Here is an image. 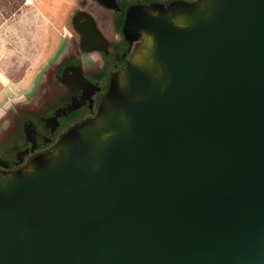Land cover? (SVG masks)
<instances>
[{"label":"water","instance_id":"95a60500","mask_svg":"<svg viewBox=\"0 0 264 264\" xmlns=\"http://www.w3.org/2000/svg\"><path fill=\"white\" fill-rule=\"evenodd\" d=\"M212 7L188 31L127 13L168 85L135 70L144 98L112 93L130 139L94 181L72 142L53 173L0 185V264H264V0Z\"/></svg>","mask_w":264,"mask_h":264},{"label":"rangeland","instance_id":"374dc122","mask_svg":"<svg viewBox=\"0 0 264 264\" xmlns=\"http://www.w3.org/2000/svg\"><path fill=\"white\" fill-rule=\"evenodd\" d=\"M167 2L24 0L16 14L0 20V185L53 173L72 142L84 145L82 172H94V181L107 150L130 139V116L112 101V93L140 102L144 97H135L128 84L135 70L148 75L154 93L168 85L153 36L127 28V13L165 17L188 31L212 21L220 11L213 14L212 5L222 0ZM80 17L88 30L77 28ZM96 54L104 59L100 68L89 59ZM15 125L25 140L12 134ZM37 131L42 141L29 138ZM16 177L21 179L11 182Z\"/></svg>","mask_w":264,"mask_h":264},{"label":"flooded vegetation","instance_id":"af4514ba","mask_svg":"<svg viewBox=\"0 0 264 264\" xmlns=\"http://www.w3.org/2000/svg\"><path fill=\"white\" fill-rule=\"evenodd\" d=\"M116 1H119V2H121V0H116ZM125 1H127V2H132V0H125ZM140 1V3L141 4H143L142 2L144 1V0H139ZM168 0H154V2H157L158 4H163V5H167V4H169V2H167ZM190 1V0H189ZM118 12V11H117ZM120 12H118V18H120ZM76 25H77V28L78 29H80V31H85V29H86V27L88 26V25H85L84 23H82V21L81 20H77V23H76ZM76 28V27H75ZM88 41H89V39H87ZM87 43H89V42H86V44ZM89 59H91V62H93V64H95L96 65V67L97 68H100V66H104V59H103V57H102V55H98V54H96L95 55V57L94 58H89ZM69 72V71H68ZM70 72H72V71H70ZM19 135H20V133H19ZM19 135H18V137L17 138H20L19 137ZM20 136H22V135H20ZM28 136V135H27ZM23 138L22 139H24L25 140V137H24V135L22 136ZM29 138H31V140L32 141H35L37 138H40L41 140L40 141H42V134H40L39 133V131H37V132H34V134L33 135H29ZM21 140V139H20ZM22 141V140H21ZM40 149H42V148H40ZM15 165V163L12 161V164H11V166H14Z\"/></svg>","mask_w":264,"mask_h":264},{"label":"trees","instance_id":"16d2710c","mask_svg":"<svg viewBox=\"0 0 264 264\" xmlns=\"http://www.w3.org/2000/svg\"><path fill=\"white\" fill-rule=\"evenodd\" d=\"M24 5V0H0V20H8Z\"/></svg>","mask_w":264,"mask_h":264},{"label":"crops","instance_id":"0c3cea01","mask_svg":"<svg viewBox=\"0 0 264 264\" xmlns=\"http://www.w3.org/2000/svg\"><path fill=\"white\" fill-rule=\"evenodd\" d=\"M11 128H12V130H13V132H12L13 135L19 133V132H18V131H19V126H16V125H15V127H11ZM15 136H16V135H15ZM15 136H14V137H15ZM15 139H16V138H15ZM14 141H15V140H14ZM8 145H9V143H8ZM13 145H16V144H12V146H13ZM13 161H14V160H13Z\"/></svg>","mask_w":264,"mask_h":264}]
</instances>
